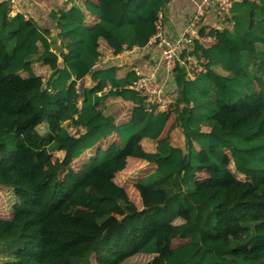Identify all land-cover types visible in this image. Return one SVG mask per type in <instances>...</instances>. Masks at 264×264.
Returning a JSON list of instances; mask_svg holds the SVG:
<instances>
[{"label": "trees", "instance_id": "16d2710c", "mask_svg": "<svg viewBox=\"0 0 264 264\" xmlns=\"http://www.w3.org/2000/svg\"><path fill=\"white\" fill-rule=\"evenodd\" d=\"M168 2L63 0L41 10L62 60L41 85L33 43L12 66L15 34L31 21L7 16L0 1V190L16 197L0 213V264H264V0L233 2L216 43L195 45L206 71L186 80L175 68V93L163 89L173 107L157 113L145 95L123 103L147 74L100 60L146 45ZM88 72L95 84L77 93ZM176 128L184 148L171 143ZM134 149L146 154L135 167Z\"/></svg>", "mask_w": 264, "mask_h": 264}, {"label": "crops", "instance_id": "0c3cea01", "mask_svg": "<svg viewBox=\"0 0 264 264\" xmlns=\"http://www.w3.org/2000/svg\"><path fill=\"white\" fill-rule=\"evenodd\" d=\"M2 1V0H0ZM11 15L15 13L23 14L24 20H30L31 25H22L21 29L15 34L17 45L19 46L17 54H15L14 64L12 65L14 68L17 67L16 61H20L21 56L19 54L22 47V54L26 52L25 46L30 45L31 48L33 44L37 47L36 49H32V52H35L39 55L37 63V69L40 73V80H42L41 85L46 81L47 76L50 74L52 69L57 67V65L61 64L60 55L57 53V46H59V42L56 38V30H53L51 26V21L48 16H46L42 11H49L53 6L61 4L63 0H6ZM74 3L80 5L83 0H73ZM141 0H134L136 3H140ZM198 0H169L165 7V19L162 26L163 34L170 40L175 39L179 36L183 29L186 27L189 22L193 12L195 11V5ZM42 10V11H41ZM7 14V16H8ZM10 15V16H11ZM87 21L89 23L94 22V17L88 16ZM203 27L206 30H202L205 33L211 34L215 28H220L218 17L215 9H211L203 19ZM37 31L40 36L37 40L32 37V33ZM46 31V32H45ZM23 34V36H21ZM232 37V36H231ZM230 37V38H231ZM33 44H32V43ZM206 43H211L210 41H203ZM216 43L215 38H213V42ZM41 44V45H40ZM111 46L112 43H111ZM110 48V47H109ZM111 49V48H110ZM161 48L159 45H149L137 47L135 46L133 49H123L118 54H114L113 51L104 52L101 56L100 65L108 66L111 61L116 60L118 62H126L128 64L134 65V68L139 69L144 74L148 76H152L154 80L166 91L175 93V86L173 81V74L171 72H167L165 65L160 56ZM224 62L228 66L229 63L226 61L225 55H223ZM95 83L91 80L90 72L79 78L76 82V88L79 86L77 93H81L85 88L92 87ZM82 88V89H81ZM109 87L106 86L103 88V93L107 91ZM141 95L133 94L131 92L122 91V97L125 99L123 103L141 102ZM82 97L76 98V108L79 109L82 102ZM115 101H121L120 99H113ZM122 102V101H121ZM128 102V103H130ZM146 104V99L144 100ZM96 121L100 122L104 119L102 115L96 114ZM93 116V115H92ZM95 118V117H94ZM70 134L74 133V130L71 128H67ZM116 134H112L111 136L104 138L98 143L96 146L100 145L102 148L106 147L111 141L116 139ZM171 143L173 147L176 148H184V136L181 133L179 128H176L171 132ZM89 150V149H88ZM145 153L138 149H134L132 152V159L130 161V165L139 166L141 162H143L142 158H145ZM75 160L72 161V164ZM153 194V193H151ZM162 196L160 194V200H162ZM161 202V201H157Z\"/></svg>", "mask_w": 264, "mask_h": 264}, {"label": "built area", "instance_id": "2783aa9c", "mask_svg": "<svg viewBox=\"0 0 264 264\" xmlns=\"http://www.w3.org/2000/svg\"><path fill=\"white\" fill-rule=\"evenodd\" d=\"M234 1L236 0H198L186 27L179 36L172 40L168 39L162 31L165 19V7H162L158 10L153 23L155 32L148 38L146 46L156 44L161 46L160 56L167 72H173L179 67L186 80L196 79L206 71L208 58L202 55L200 50H195V45L202 41L213 42L215 36V34L209 35L202 31L203 19L211 9H215L220 28L226 29L228 21L232 19L230 10ZM10 15L9 13L8 16ZM134 70L139 74L137 68ZM127 88L136 94L145 95L149 110L153 109L157 113H163L170 111L173 107V94L164 92L152 76L139 74L138 78Z\"/></svg>", "mask_w": 264, "mask_h": 264}, {"label": "rangeland", "instance_id": "374dc122", "mask_svg": "<svg viewBox=\"0 0 264 264\" xmlns=\"http://www.w3.org/2000/svg\"><path fill=\"white\" fill-rule=\"evenodd\" d=\"M231 12V11H230ZM32 24V23H31ZM225 29V28H224ZM227 29V28H226ZM23 36V34L21 35ZM40 34L35 31V33H32V37L31 39L34 37L35 40H37L39 38ZM32 43V42H31ZM41 45V44H40ZM35 46L33 45V48ZM30 48V46H27V49L26 51H28ZM20 53H22V51H20ZM114 54H118V52H113ZM226 62L229 63V60H227ZM16 63L18 64L19 61H16ZM172 73V72H171ZM39 84L42 83V80H39L38 81ZM76 88V86H75ZM79 89V86L77 87V89L75 90H78ZM82 89V88H81ZM80 90V89H79ZM78 92V91H76ZM76 100V99H75ZM93 151L92 149H87L83 152V154L80 155V159L79 158H76L75 159V162L73 163V167H76L78 164H81L84 160H86L88 157H90L92 155ZM66 156V154H65ZM64 156H60V155H57L55 156V159H59V160H62ZM15 195L13 194L12 191H2L0 190V213H7L10 209V206L12 204V202L15 200ZM151 198L154 200V201H161L159 198H160V194L159 193H155L153 192V194H151ZM125 218V217H124ZM123 218V219H124ZM96 242H93L90 244L89 248H96Z\"/></svg>", "mask_w": 264, "mask_h": 264}]
</instances>
